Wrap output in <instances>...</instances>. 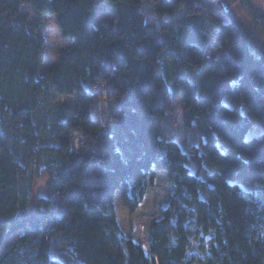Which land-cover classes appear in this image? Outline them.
I'll return each mask as SVG.
<instances>
[{"label":"trees","instance_id":"1","mask_svg":"<svg viewBox=\"0 0 264 264\" xmlns=\"http://www.w3.org/2000/svg\"><path fill=\"white\" fill-rule=\"evenodd\" d=\"M183 4L0 0V264H264V46L222 0ZM47 16L68 45L43 72ZM174 97L188 152L162 135Z\"/></svg>","mask_w":264,"mask_h":264},{"label":"rangeland","instance_id":"2","mask_svg":"<svg viewBox=\"0 0 264 264\" xmlns=\"http://www.w3.org/2000/svg\"><path fill=\"white\" fill-rule=\"evenodd\" d=\"M183 12L187 8V4L193 2L195 4H202L203 9H207L214 6L216 0H182ZM224 6L229 11L230 17L237 20L248 29L254 31L255 37L259 43L264 46V35L260 28H255V17L254 14L259 16L261 19L264 18V0H222ZM29 11L26 7L22 9V16L27 17ZM216 14L219 15V13ZM111 15L109 11L99 14L93 19L94 24L105 22ZM29 22L35 20L34 16L27 17ZM210 24V22H209ZM41 27L47 42L46 56L44 63L41 67L42 71L45 72L48 69L57 65L59 61L60 52L68 45L61 37L60 31L56 26L54 18L52 16L43 17L41 20ZM53 100L61 104L63 114L70 115L74 112L76 107L77 96L74 95H53ZM109 103L102 97L97 100L95 107L98 114L103 117L105 116ZM182 104L179 97H174L171 103L169 111L162 120V135L174 139L180 146L183 152H188L192 145L199 143V134L194 127L184 126L182 119ZM263 131L262 127L254 121L252 127L246 134V138L257 136ZM239 185L244 189H250L252 185L248 181H240ZM47 190V179L39 178L35 183V195H43ZM13 239H0V255L11 246ZM65 245L63 243H55L52 248L53 255L59 251L64 250Z\"/></svg>","mask_w":264,"mask_h":264}]
</instances>
